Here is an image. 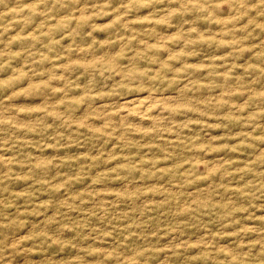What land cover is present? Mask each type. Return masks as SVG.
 Listing matches in <instances>:
<instances>
[{
    "label": "clouds",
    "instance_id": "1",
    "mask_svg": "<svg viewBox=\"0 0 264 264\" xmlns=\"http://www.w3.org/2000/svg\"><path fill=\"white\" fill-rule=\"evenodd\" d=\"M0 264H264V0H0Z\"/></svg>",
    "mask_w": 264,
    "mask_h": 264
}]
</instances>
